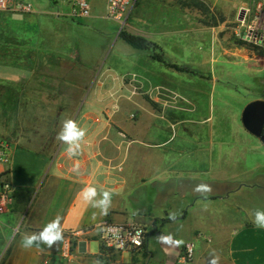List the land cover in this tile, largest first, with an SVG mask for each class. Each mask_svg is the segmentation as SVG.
Instances as JSON below:
<instances>
[{"label":"crops","instance_id":"crops-1","mask_svg":"<svg viewBox=\"0 0 264 264\" xmlns=\"http://www.w3.org/2000/svg\"><path fill=\"white\" fill-rule=\"evenodd\" d=\"M23 1L32 7L28 14L0 11V137L10 148L9 161L0 162V187L14 189L0 213V264H175L185 243L193 245V264H264V228L252 216L264 210L260 140L237 121L227 149L222 130L215 141L211 131L203 142L195 136L187 165V121L209 118L187 120V87L181 94L170 88L149 51L114 36L106 0H90L86 18L69 17L68 0ZM140 4L138 35L161 52L163 38L186 44L190 31L263 72L264 53L237 45L223 30L237 22L232 31L240 38L253 22L264 33V0H187V9L174 0ZM257 78L262 96L246 103L264 100V76ZM65 119L87 128L77 157L56 138ZM201 183L212 188L207 198L194 191ZM87 185L113 193L107 215L79 195ZM57 215L64 231H80L69 259L59 256L58 244L21 247L23 234ZM103 221L141 226L142 247L102 246Z\"/></svg>","mask_w":264,"mask_h":264},{"label":"rangeland","instance_id":"rangeland-1","mask_svg":"<svg viewBox=\"0 0 264 264\" xmlns=\"http://www.w3.org/2000/svg\"><path fill=\"white\" fill-rule=\"evenodd\" d=\"M174 1L181 9H187V0ZM138 3L140 4V0L135 1L122 26L108 20L117 38L121 29L138 35L139 29L142 28L137 22L141 10ZM236 23L226 22L223 31L227 37L233 38L234 43L247 47L248 44L233 35L232 28H236ZM191 33L187 32L186 44L181 43L182 37L180 41L163 38V52L160 49L154 52L147 50L150 57L155 60L151 62L156 70L163 72L162 75L170 82V88L181 94L187 87V100L190 101L187 104V120L197 122L209 118L205 124L187 121V165L191 163L190 157L195 146L192 141L195 136L203 142L205 135L211 131L215 141V135H220L222 130L224 148L227 149L228 144H234L230 130L234 134L235 124L237 121L240 122L241 112L248 104L247 100L262 96L261 83L257 77L264 76V70L261 74H255L257 64L254 61L245 60L241 55L230 53L224 55L219 45L210 42L208 38L196 40L190 36ZM224 47L226 48L227 45ZM184 49L186 52H183ZM159 52L161 55L157 56L156 53ZM171 64L178 68L171 67ZM135 69L138 68L132 67V70ZM128 78L134 81L135 73L129 74ZM194 90L198 93H194ZM2 256L3 254L0 255V259Z\"/></svg>","mask_w":264,"mask_h":264},{"label":"built area","instance_id":"built-area-1","mask_svg":"<svg viewBox=\"0 0 264 264\" xmlns=\"http://www.w3.org/2000/svg\"><path fill=\"white\" fill-rule=\"evenodd\" d=\"M69 17L86 18L90 15V0H68ZM135 0H106L105 17L110 21L122 26L132 9ZM261 4L256 7L260 8ZM16 10L21 13H30L32 7L23 0H0V11ZM57 17L61 16L56 12ZM240 39L249 45L264 49V33H260L255 23L250 22L245 26L240 35ZM10 148L7 142L0 137V162L9 161ZM13 187L3 182L0 187V213L5 212L12 204ZM99 230V240L102 246L112 248L116 251L135 249L142 247L145 241V230L134 223H110L103 221L97 226ZM80 231H64L63 240L58 243L59 256L62 259H69L71 256L72 243ZM193 245L185 243L181 252L177 256L175 264H193Z\"/></svg>","mask_w":264,"mask_h":264},{"label":"clouds","instance_id":"clouds-1","mask_svg":"<svg viewBox=\"0 0 264 264\" xmlns=\"http://www.w3.org/2000/svg\"><path fill=\"white\" fill-rule=\"evenodd\" d=\"M87 136V128L81 127L74 119H65L62 122L60 131L57 134V140L61 144L66 145V152L69 158L77 157L82 150V143ZM77 175L80 174L79 165H75L72 169ZM194 191L201 196L207 198L212 192V188L207 184H198ZM79 195L91 207L97 208L102 214L107 215L111 204L113 193L110 190L98 189L96 186H85ZM171 215V214H170ZM253 223L258 228H264V210H254L252 213ZM174 218V216H172ZM62 218L57 215L53 220L48 222L40 231L34 233H25L21 239V247L30 249L34 245L39 247L41 244L52 248L63 240ZM165 243L171 242V237L161 238ZM212 264H216V260H212Z\"/></svg>","mask_w":264,"mask_h":264},{"label":"water","instance_id":"water-1","mask_svg":"<svg viewBox=\"0 0 264 264\" xmlns=\"http://www.w3.org/2000/svg\"><path fill=\"white\" fill-rule=\"evenodd\" d=\"M240 122L264 146V100H254L246 104L241 112Z\"/></svg>","mask_w":264,"mask_h":264},{"label":"trees","instance_id":"trees-1","mask_svg":"<svg viewBox=\"0 0 264 264\" xmlns=\"http://www.w3.org/2000/svg\"><path fill=\"white\" fill-rule=\"evenodd\" d=\"M118 38L121 39L123 42H125L127 45H129L131 48H133L135 50H151L154 52V51H158V49H159V47L155 43L147 40L146 38H144L140 35H136V34L126 32L122 29L118 32ZM248 46L246 47L248 50H253V51H256L257 54L263 55V53H264L263 49L258 48V47H254V46L249 45V44H248ZM160 53L161 52L156 53L157 56H159ZM170 66L174 67V68H178L176 65H173V64H171ZM180 68L182 69L183 67H180ZM3 259H4V256L1 260L3 261Z\"/></svg>","mask_w":264,"mask_h":264}]
</instances>
